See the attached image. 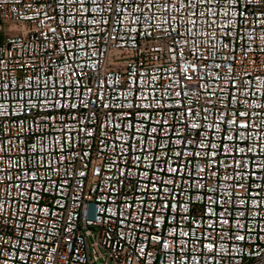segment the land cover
Segmentation results:
<instances>
[{"label": "built area", "instance_id": "built-area-1", "mask_svg": "<svg viewBox=\"0 0 264 264\" xmlns=\"http://www.w3.org/2000/svg\"><path fill=\"white\" fill-rule=\"evenodd\" d=\"M0 264H264V0H0Z\"/></svg>", "mask_w": 264, "mask_h": 264}, {"label": "snow or ice", "instance_id": "snow-or-ice-1", "mask_svg": "<svg viewBox=\"0 0 264 264\" xmlns=\"http://www.w3.org/2000/svg\"><path fill=\"white\" fill-rule=\"evenodd\" d=\"M153 131H155V129H153ZM240 239H243V237H240Z\"/></svg>", "mask_w": 264, "mask_h": 264}]
</instances>
